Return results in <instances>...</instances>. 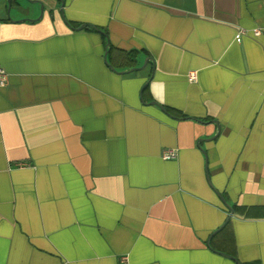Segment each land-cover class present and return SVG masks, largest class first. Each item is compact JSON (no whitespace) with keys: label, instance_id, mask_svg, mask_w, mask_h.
I'll return each instance as SVG.
<instances>
[{"label":"crops","instance_id":"obj_1","mask_svg":"<svg viewBox=\"0 0 264 264\" xmlns=\"http://www.w3.org/2000/svg\"><path fill=\"white\" fill-rule=\"evenodd\" d=\"M39 1L0 0V264H264V0Z\"/></svg>","mask_w":264,"mask_h":264},{"label":"water","instance_id":"obj_2","mask_svg":"<svg viewBox=\"0 0 264 264\" xmlns=\"http://www.w3.org/2000/svg\"><path fill=\"white\" fill-rule=\"evenodd\" d=\"M7 1H8V11H9V10L11 9V6H12V0H7ZM26 1H28L29 3H38V4H39V7H40V8H39L40 13H39L38 17L35 18V19H34V18H27V17H26V18L18 19L17 22H20V21H35V20H39V19L42 17V15H43L44 4H43L41 1H39V0H26ZM61 3H62V0H61ZM21 8H22V7H20V9H21ZM60 13H61V17L64 19L63 14H62V8H60ZM64 20H65V19H64ZM69 26H70V25H69ZM85 26H87V25H81L80 28H83V27H85ZM95 29L98 30L97 28H95ZM111 69L114 70L113 67H111ZM134 69H135V68H133V69H131V70H134ZM221 200H222V197H221ZM223 202H224V204L227 206V208L230 210V213H232V209H231V207H230L229 205H227V204L225 203L224 200H223ZM225 223H226V221H225L223 224H221L217 229H215V230L209 235V238L207 239V245L209 246V248H211L212 250L216 251L217 253L235 259L233 256H231V255H229V254H227V253H225V252H222V251H219V250H217V249L212 248L211 245H210V243H209L210 238H211L213 235H215L217 232H219V231L223 228V226L225 225ZM235 260H236V259H235ZM237 263H238V264H242V263H240V262H238V261H237Z\"/></svg>","mask_w":264,"mask_h":264},{"label":"built area","instance_id":"obj_3","mask_svg":"<svg viewBox=\"0 0 264 264\" xmlns=\"http://www.w3.org/2000/svg\"><path fill=\"white\" fill-rule=\"evenodd\" d=\"M254 32L255 34H258L259 31L255 30ZM242 34H243V30L237 31L235 34V40L239 42L241 40ZM188 79L189 81H194L196 79L195 71H190L188 73ZM7 82H8V75L6 71L2 67H0V86H5ZM162 157L164 159H171L172 157H174V152L171 150H165L163 151Z\"/></svg>","mask_w":264,"mask_h":264},{"label":"trees","instance_id":"obj_4","mask_svg":"<svg viewBox=\"0 0 264 264\" xmlns=\"http://www.w3.org/2000/svg\"><path fill=\"white\" fill-rule=\"evenodd\" d=\"M122 55H124V57L126 58V64L128 65H131L133 60H131L130 56H131V53H128V52H121Z\"/></svg>","mask_w":264,"mask_h":264}]
</instances>
